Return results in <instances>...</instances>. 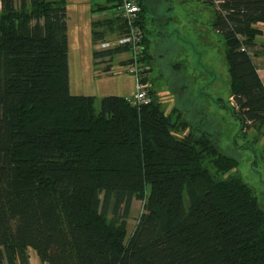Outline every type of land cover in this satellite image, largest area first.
Returning a JSON list of instances; mask_svg holds the SVG:
<instances>
[{"label": "trees", "instance_id": "16d2710c", "mask_svg": "<svg viewBox=\"0 0 264 264\" xmlns=\"http://www.w3.org/2000/svg\"><path fill=\"white\" fill-rule=\"evenodd\" d=\"M65 2L0 0V264H29V249L41 264H264V210L231 173L238 161L220 150L204 109L193 117L202 128L177 138L152 86L146 103L110 95L98 111L94 96L70 92ZM92 2V13L117 5ZM203 2L216 10L238 135L252 127L264 149L252 52L264 0ZM90 25L94 45L125 32L118 16ZM135 200L142 210L127 236Z\"/></svg>", "mask_w": 264, "mask_h": 264}, {"label": "rangeland", "instance_id": "374dc122", "mask_svg": "<svg viewBox=\"0 0 264 264\" xmlns=\"http://www.w3.org/2000/svg\"><path fill=\"white\" fill-rule=\"evenodd\" d=\"M93 3L92 0H66L65 2L68 74L70 92L94 96V106L98 111L100 99L104 96L115 95L132 98L135 93V84L132 74L128 71L130 57L128 50L113 55L110 60V73L106 75L101 74V71H104V65L109 58L96 59L97 63H95L92 55L95 46L91 38L90 24L92 21L116 16V10H100L96 12L100 14L93 17L91 12V4ZM158 3V10H169V14L174 16V20L177 18L176 10L180 13V10H197L198 6H206L205 46L197 37L194 38L192 31H190V38L187 40L177 36L166 37L165 40L159 41L155 47L157 68L152 70L151 78L162 110L176 122L177 131L174 132V135L179 138L191 132L192 127L196 130L201 129L202 122L194 120L193 117L198 112L200 116L204 109L212 124L211 129L217 131L216 143L220 150L228 152L238 161L231 173L241 175L242 179L252 188L260 207L264 210V149L262 146L256 148L250 141L253 139L252 134H250L253 130L252 127H247L249 133L241 132L238 135L242 126L241 120L229 110L228 96L230 91L224 57L225 46L222 34L213 27L216 10L207 3L195 5L192 0H165L163 2L159 0ZM172 10L173 13H171ZM181 16L185 18V15L182 14ZM174 20L170 23L177 24L179 28L169 24V34L177 33L179 30L180 36L183 37V27L179 26L180 22L177 23ZM168 23L163 25L164 29ZM156 37L159 39V36L156 35ZM115 38V36H110L107 40H114ZM184 40L190 47L189 54L181 48V45L187 46L183 42ZM175 57L179 64L172 62ZM214 75L216 79L212 77ZM174 77H178L181 83L186 86L182 95H175L170 87L171 79L175 81ZM191 119L192 121H190ZM263 135H260L257 144L264 143V137H261ZM251 146L253 149L256 148L255 153ZM235 147L236 149H233ZM141 210L142 201H133L129 217L126 220L127 236L134 229ZM37 264L39 263L37 262Z\"/></svg>", "mask_w": 264, "mask_h": 264}, {"label": "crops", "instance_id": "0c3cea01", "mask_svg": "<svg viewBox=\"0 0 264 264\" xmlns=\"http://www.w3.org/2000/svg\"><path fill=\"white\" fill-rule=\"evenodd\" d=\"M165 0H161L163 2ZM159 0H144V4L146 5L145 9L142 10L141 13V21H142V26H144V36H145V53H144V58L146 62L147 68H148V76L149 79L151 80L152 87L154 89V83L151 78V72L152 70H155L157 68V53L155 51V47L158 44L159 41L165 40L166 37H178V38H184L185 40L189 39V32L192 31L193 37L201 41L202 45L205 46V34H206V19H205V13H206V6H198L196 9L197 10H180V13L177 11V18L174 20V16L169 14V10H158V3ZM196 2V3H195ZM192 3L195 5H200V3H205L203 0H192ZM206 4V3H205ZM173 13V10L172 12ZM100 13H92V16L95 17ZM185 15V18H183L181 15ZM182 19V20H181ZM172 20L175 22L179 23V26L183 27V37L180 36V31L178 30L177 33H174L172 35L169 34L168 28L169 24ZM169 22L165 29L163 27L164 24ZM175 28L178 27L177 24H172ZM257 26L260 28L261 32L260 34L255 38V45L252 48L253 52V62L256 66V70L258 73L259 78L261 79L263 85H264V23H258ZM179 28V27H178ZM159 36V39L156 37ZM161 37V38H160ZM183 41L187 46H182L181 48L183 50L187 51V54L190 53V47L186 41ZM94 45V44H93ZM94 50H96V45H94ZM159 56V55H158ZM180 60V59H178ZM189 60V57H188ZM172 62H175L174 64H179V62H176V57L173 59ZM95 63L97 61L95 60ZM111 61H107V63L104 65L105 68H103L104 71H101V74L106 75L107 73H110L111 69ZM180 65L182 63L180 62ZM213 78L216 79L215 75L212 76ZM175 81L171 79V84L170 87L172 88L174 94L175 92H180V89L182 90V94L185 91V84L181 83L180 79L178 77H174ZM155 91V89H154ZM155 95L157 92L154 93ZM231 96L229 94L228 96V101L230 105H233V101H231ZM198 117V116H197ZM201 117V116H200ZM203 119V118H202ZM31 251V252H30ZM41 264L39 261L36 253L29 249V264Z\"/></svg>", "mask_w": 264, "mask_h": 264}, {"label": "built area", "instance_id": "2783aa9c", "mask_svg": "<svg viewBox=\"0 0 264 264\" xmlns=\"http://www.w3.org/2000/svg\"><path fill=\"white\" fill-rule=\"evenodd\" d=\"M217 3V0H213ZM116 16H118L125 27V32L114 40H104L96 44V49H107L123 46L129 53L128 71L132 74L135 84V93L127 100L132 104H142L150 100L149 89L151 83L146 76L147 66L142 61L144 55L143 35L138 24L137 16L140 11L139 0H115ZM242 50L244 48H241ZM145 64V65H144ZM148 75V73H147ZM231 101L232 97L230 98Z\"/></svg>", "mask_w": 264, "mask_h": 264}]
</instances>
